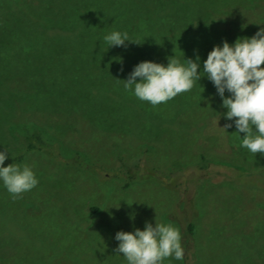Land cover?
Here are the masks:
<instances>
[{
    "label": "rangeland",
    "instance_id": "obj_1",
    "mask_svg": "<svg viewBox=\"0 0 264 264\" xmlns=\"http://www.w3.org/2000/svg\"><path fill=\"white\" fill-rule=\"evenodd\" d=\"M251 24L264 0H0V151L38 180L18 198L0 184V264H126L115 233L155 219L185 249L163 264H264V156L221 128L212 83L152 106L122 82L174 52L202 68ZM113 30L133 42L108 48ZM35 130L46 146L27 152Z\"/></svg>",
    "mask_w": 264,
    "mask_h": 264
},
{
    "label": "clouds",
    "instance_id": "obj_2",
    "mask_svg": "<svg viewBox=\"0 0 264 264\" xmlns=\"http://www.w3.org/2000/svg\"><path fill=\"white\" fill-rule=\"evenodd\" d=\"M102 39L108 48L133 42L127 32L118 30L108 32ZM166 59V65L153 61L136 64L122 81L125 91L156 106L191 90L195 82L206 77L216 89L221 107L226 109L223 115L229 123L221 128L234 127L240 148L264 156V27L251 37H238L231 44L224 40L213 46L202 68L199 55L185 59L183 54L181 61L174 52ZM225 92L229 95L225 96ZM239 133L245 134L243 138ZM7 154L6 150L0 151V184L18 198L33 189L38 180L30 165L4 166ZM114 239L118 242L114 251L123 254L126 264H163L169 257L175 261L184 258L180 229L171 223L155 219V226L145 222L143 230L118 231Z\"/></svg>",
    "mask_w": 264,
    "mask_h": 264
},
{
    "label": "trees",
    "instance_id": "obj_3",
    "mask_svg": "<svg viewBox=\"0 0 264 264\" xmlns=\"http://www.w3.org/2000/svg\"><path fill=\"white\" fill-rule=\"evenodd\" d=\"M264 26L262 25H257V24H251V25H247L244 28V30H248V31H252L253 33H256L259 28H262ZM45 138L42 134V131L40 130H35L32 133H28L26 135L23 136V142H24V146H25V151L30 152L32 150L35 149H41L44 146H46V142H45ZM129 171H132L129 170ZM129 180H133V177H130ZM94 211H96V209H94ZM187 233H189L190 235H193V226L190 225L187 227Z\"/></svg>",
    "mask_w": 264,
    "mask_h": 264
}]
</instances>
